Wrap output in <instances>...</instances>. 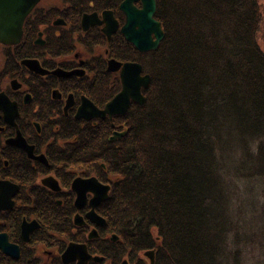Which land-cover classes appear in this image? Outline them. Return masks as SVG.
Returning a JSON list of instances; mask_svg holds the SVG:
<instances>
[{
  "label": "trees",
  "instance_id": "16d2710c",
  "mask_svg": "<svg viewBox=\"0 0 264 264\" xmlns=\"http://www.w3.org/2000/svg\"><path fill=\"white\" fill-rule=\"evenodd\" d=\"M91 1L124 20L123 0L81 3ZM155 16L165 30L158 49L141 52L121 33L108 42L112 56L141 62L151 75L146 102L83 130L64 126L60 137L71 139L70 130L75 138L61 147L74 155L63 163L111 185L98 210L125 255L155 249V264H263L260 0H157ZM117 35L123 44L115 46ZM14 69L9 59L0 78ZM107 73L93 85L100 100L106 87L103 102L121 88ZM116 127L126 133L111 140ZM248 248L259 252L249 258Z\"/></svg>",
  "mask_w": 264,
  "mask_h": 264
},
{
  "label": "flooded vegetation",
  "instance_id": "af4514ba",
  "mask_svg": "<svg viewBox=\"0 0 264 264\" xmlns=\"http://www.w3.org/2000/svg\"><path fill=\"white\" fill-rule=\"evenodd\" d=\"M107 10L114 12L120 24L111 38L98 19L84 27V14L95 13L102 20ZM124 22L113 9H99L94 1L39 0L25 18L22 40L16 44L0 42L3 68L9 59L15 67L0 78V92L8 97L0 104V181L13 200L10 207L0 209V234L5 233L18 247V254L15 248L6 253L0 247V264H77L74 252L63 256L71 243L86 245L92 256L88 264H151L147 250L124 254L121 237L109 231L99 205L96 211L106 224L97 225L88 217L92 192H88L84 206H76L74 179L93 175L88 171L76 174V167L63 163L74 155H63L62 146L75 136L66 130L71 139L60 137L61 129L72 122H80L82 129L85 123L100 118H77L76 114L84 97L99 108L105 107L110 100L103 102L106 87L100 90L104 98L100 100L93 85L107 72L121 82L120 70H107L109 60L135 61L110 54L108 42L121 33ZM118 36L115 46L123 44ZM27 59L37 60L42 72L29 68L24 63ZM7 78L10 84H5ZM77 214L84 218L83 224H76ZM94 229L97 234L91 237Z\"/></svg>",
  "mask_w": 264,
  "mask_h": 264
},
{
  "label": "water",
  "instance_id": "95a60500",
  "mask_svg": "<svg viewBox=\"0 0 264 264\" xmlns=\"http://www.w3.org/2000/svg\"><path fill=\"white\" fill-rule=\"evenodd\" d=\"M39 0H0V42L5 44L19 43L23 36V25L25 18ZM140 2V6L137 4ZM120 10L125 14V22L121 26V33L126 40L135 45L142 51L158 49L161 41L165 37V30L162 22L156 18L157 0H123ZM99 20L104 24V32L111 38L120 27L119 21L112 10L103 12V18L100 20L95 13L84 14L83 25L88 28L90 23ZM24 63L31 69L41 71L40 64L37 60H24ZM108 71H119L122 82L121 90L113 96L104 108H99L93 101L84 97L76 117L91 119L94 117L113 119L114 115L126 114L132 104L136 102L144 104L146 96L143 89L147 88L151 82V75L143 73V65L138 61L122 62L117 59H110L107 67ZM42 72V71H41ZM8 99L4 92H0V104ZM15 107V106H14ZM126 130L114 131L110 136L111 140H116L123 136ZM3 183L0 181V209L10 207L13 200L11 196L3 189ZM72 188L77 196L75 204L81 208L88 202V192H92L90 199L91 210L88 217L97 225H105L106 220L96 211V207L109 196L111 185L104 183L93 175L89 178L77 177L72 183ZM76 224H83L84 218L77 214L75 216ZM97 230L94 229L90 234L94 237ZM0 247L10 253L11 248H15L18 254V247L8 241L6 234H0ZM74 252L73 258H79L77 264H88L87 261L92 256L88 253L84 244L71 243L63 256L67 253ZM154 251L150 250L147 254L151 257V264L155 263ZM94 259H100L99 256ZM125 264V263H123Z\"/></svg>",
  "mask_w": 264,
  "mask_h": 264
},
{
  "label": "rangeland",
  "instance_id": "374dc122",
  "mask_svg": "<svg viewBox=\"0 0 264 264\" xmlns=\"http://www.w3.org/2000/svg\"><path fill=\"white\" fill-rule=\"evenodd\" d=\"M47 1H49V0H47ZM39 2V1H38ZM122 3V2H121ZM260 3H261V6H262V8H263V14H264V0H260ZM121 5V4H120ZM158 19V18H157ZM24 32V31H23ZM23 37V36H22ZM22 40V39H21ZM126 40V39H125ZM262 41V47L264 48V42H263V40H261ZM131 43V42H130ZM132 44V43H131ZM133 46H135L134 44H133ZM0 51H2V53H3V47H0ZM140 51V50H139ZM142 52V51H141ZM129 61V60H128ZM136 61V60H135ZM3 57H2V55H1V52H0V65L2 64V66H1V68H0V71L2 70V68H3ZM123 62H126V61H123ZM108 70V69H107ZM5 84H10V78H7V81H6V83ZM103 119V118H102ZM118 129H120L119 127H116V131H123V130H118ZM114 130V131H115ZM113 131V132H114ZM113 134V133H112ZM255 186H257V185H259V184H254ZM259 188V187H258ZM257 188V189H258ZM242 196H243V193H242ZM258 199H259V202H257V204L258 205H264V191L262 190V188H261V190H260V188H259V193H258ZM256 213V212H255ZM150 250H153L154 251V256H155V249H148L146 252H148V251H150ZM250 253V255H249V258H251V257H253V255L255 254V255H257L258 254V250H252V251H250L249 250V248L248 249H246L245 250V253ZM247 259V258H246ZM242 261V260H241ZM243 263L242 264H247L246 262H244V261H242ZM252 262H253V260H252ZM155 264V263H154ZM253 264V263H252ZM263 264H264V262H263Z\"/></svg>",
  "mask_w": 264,
  "mask_h": 264
}]
</instances>
